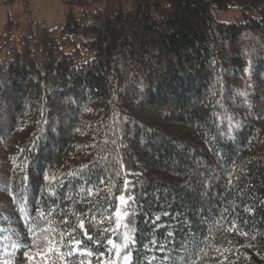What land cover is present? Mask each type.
Segmentation results:
<instances>
[{
	"label": "trees",
	"instance_id": "trees-1",
	"mask_svg": "<svg viewBox=\"0 0 264 264\" xmlns=\"http://www.w3.org/2000/svg\"><path fill=\"white\" fill-rule=\"evenodd\" d=\"M60 1L0 30V264H264V0Z\"/></svg>",
	"mask_w": 264,
	"mask_h": 264
},
{
	"label": "rangeland",
	"instance_id": "rangeland-1",
	"mask_svg": "<svg viewBox=\"0 0 264 264\" xmlns=\"http://www.w3.org/2000/svg\"><path fill=\"white\" fill-rule=\"evenodd\" d=\"M0 0V30H2L5 24L8 22V15L16 19V24L10 30L12 36H16L28 21H44L48 27H55L59 25L64 16V5L60 0H27L29 3V12L24 13L21 1L14 3L11 6L1 5ZM236 14V11L224 12L222 15H218V19L228 20ZM121 164L124 174L126 176L125 188L118 200V206L116 215L118 217L119 225L123 231L125 237H133L134 232V211L132 199L130 196V175L134 173L131 163L124 154L121 152ZM127 189V192L125 191ZM125 194V195H124ZM131 239H125L126 242H130ZM2 254H11L12 261H18L22 257V252L19 247H14L12 250H4ZM128 259H123L124 264H128Z\"/></svg>",
	"mask_w": 264,
	"mask_h": 264
},
{
	"label": "snow or ice",
	"instance_id": "snow-or-ice-1",
	"mask_svg": "<svg viewBox=\"0 0 264 264\" xmlns=\"http://www.w3.org/2000/svg\"><path fill=\"white\" fill-rule=\"evenodd\" d=\"M88 238H89V240L92 239L91 237H88ZM125 239H131V237H125ZM74 243H75V246H76L74 250H79V247H80L81 242L80 241H75ZM109 243L111 244L112 241H109ZM87 254L88 255H91V253H87ZM125 259H128V256L127 255L125 256Z\"/></svg>",
	"mask_w": 264,
	"mask_h": 264
},
{
	"label": "bare ground",
	"instance_id": "bare-ground-1",
	"mask_svg": "<svg viewBox=\"0 0 264 264\" xmlns=\"http://www.w3.org/2000/svg\"><path fill=\"white\" fill-rule=\"evenodd\" d=\"M44 128V127H43ZM125 191L127 192V189H125ZM125 195V194H124ZM20 249V248H19ZM21 250V249H20ZM22 252V257H23V251H21ZM12 257V255L7 259L8 260V262L7 263H10V262H15V261H12L11 258ZM22 257L18 260V261H16V262H19V261H21V259H22Z\"/></svg>",
	"mask_w": 264,
	"mask_h": 264
}]
</instances>
